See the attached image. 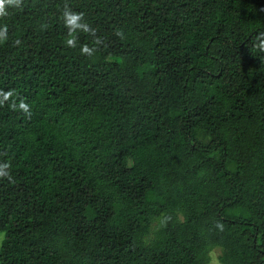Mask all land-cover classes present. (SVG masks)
I'll list each match as a JSON object with an SVG mask.
<instances>
[{
    "label": "trees",
    "instance_id": "1",
    "mask_svg": "<svg viewBox=\"0 0 264 264\" xmlns=\"http://www.w3.org/2000/svg\"><path fill=\"white\" fill-rule=\"evenodd\" d=\"M5 11L0 264H264V0Z\"/></svg>",
    "mask_w": 264,
    "mask_h": 264
},
{
    "label": "clouds",
    "instance_id": "2",
    "mask_svg": "<svg viewBox=\"0 0 264 264\" xmlns=\"http://www.w3.org/2000/svg\"><path fill=\"white\" fill-rule=\"evenodd\" d=\"M9 5V6H19V0H0V17L7 15L6 11H5V6ZM65 17H66V22L67 24L73 28H79L82 29L84 31H88L89 30V26L87 25V23H80V21L83 19V14L80 15H76V14H69V13H65ZM6 31V29H5ZM0 35H3V33H0ZM70 45L73 43V41H69L68 42ZM261 48H264V44H261L260 46ZM7 173L3 172L2 170H0V176H6ZM10 179V177H9Z\"/></svg>",
    "mask_w": 264,
    "mask_h": 264
},
{
    "label": "rangeland",
    "instance_id": "3",
    "mask_svg": "<svg viewBox=\"0 0 264 264\" xmlns=\"http://www.w3.org/2000/svg\"><path fill=\"white\" fill-rule=\"evenodd\" d=\"M5 238V232L0 231V249L2 242ZM224 252V249L222 247H215L210 252V259L207 264H222L221 256Z\"/></svg>",
    "mask_w": 264,
    "mask_h": 264
}]
</instances>
